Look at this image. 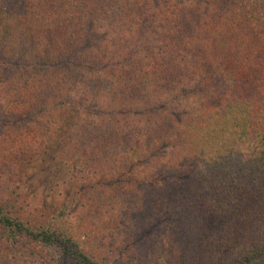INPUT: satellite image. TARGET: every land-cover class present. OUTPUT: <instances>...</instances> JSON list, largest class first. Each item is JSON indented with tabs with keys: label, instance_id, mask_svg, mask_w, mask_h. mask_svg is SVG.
Returning a JSON list of instances; mask_svg holds the SVG:
<instances>
[{
	"label": "trees",
	"instance_id": "trees-1",
	"mask_svg": "<svg viewBox=\"0 0 264 264\" xmlns=\"http://www.w3.org/2000/svg\"><path fill=\"white\" fill-rule=\"evenodd\" d=\"M20 2L15 117L73 129L113 221L78 241L0 198V263L264 264V0Z\"/></svg>",
	"mask_w": 264,
	"mask_h": 264
},
{
	"label": "rangeland",
	"instance_id": "rangeland-1",
	"mask_svg": "<svg viewBox=\"0 0 264 264\" xmlns=\"http://www.w3.org/2000/svg\"><path fill=\"white\" fill-rule=\"evenodd\" d=\"M20 6V0H0V65L5 62L15 65L20 61L16 60L19 53L26 49L28 52L32 46L26 39V44H20L24 34L11 17ZM2 81L0 77V198L9 201L13 198L24 216L42 215L48 219L61 209L60 221L71 228L78 241L85 236L93 241V237L107 233L113 214L107 211L109 208L93 203L92 165H82L81 148L77 150V146L69 143L68 132L73 129L59 125L56 132H50L52 125L46 117L38 116L36 122L15 117L27 109L21 99L27 98L28 104L31 94L22 79L10 78L8 84ZM9 116L10 123H5ZM62 117L68 123L92 118L88 113ZM136 212L134 217L138 220L141 214L139 209ZM131 225L139 229L138 221Z\"/></svg>",
	"mask_w": 264,
	"mask_h": 264
}]
</instances>
